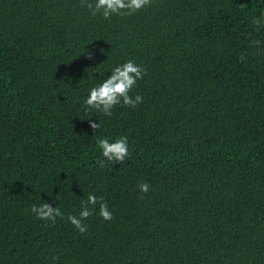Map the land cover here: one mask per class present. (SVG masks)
<instances>
[{
    "label": "trees",
    "instance_id": "trees-1",
    "mask_svg": "<svg viewBox=\"0 0 264 264\" xmlns=\"http://www.w3.org/2000/svg\"><path fill=\"white\" fill-rule=\"evenodd\" d=\"M129 59L142 102L87 108ZM122 136L129 155L107 162L97 140ZM88 194L113 219L97 204L80 233L67 217ZM45 202L63 218L38 219ZM0 264H264V0L109 19L81 0H0Z\"/></svg>",
    "mask_w": 264,
    "mask_h": 264
},
{
    "label": "clouds",
    "instance_id": "clouds-1",
    "mask_svg": "<svg viewBox=\"0 0 264 264\" xmlns=\"http://www.w3.org/2000/svg\"><path fill=\"white\" fill-rule=\"evenodd\" d=\"M152 0H81V4L90 10L91 15L100 14L104 19H109L113 14L124 16L132 15L142 8L149 6ZM254 23L259 25V20H254ZM251 44L260 46L259 40L253 39ZM91 58V54L89 55ZM243 60L244 57L242 56ZM144 69L137 65L133 60L129 59L126 62L115 66L111 70V75L102 82L91 87L90 92L84 104L89 109H95L102 112L105 116L112 115V109L121 104L136 107L143 100L140 95H135L133 98L129 95L130 91L137 84L138 80L143 79L145 75ZM90 127L95 132L101 127L100 123L89 121ZM97 145L102 150V155L107 162L112 164L122 163L129 155L128 139L126 136L119 137L113 142L107 138L97 140ZM100 166L104 167V161H100ZM142 193H147L150 185L147 182H142L138 185ZM99 205V215L106 221L113 219L112 212L109 210L108 204L103 197H97L95 194H88L87 199L82 201L81 211L79 215H69L68 221L79 230L80 233L87 231V225L83 223L89 216L93 214L96 205ZM31 211L38 219L56 222L57 217L63 218V212L58 207H53L52 204L45 202L40 205H33Z\"/></svg>",
    "mask_w": 264,
    "mask_h": 264
}]
</instances>
